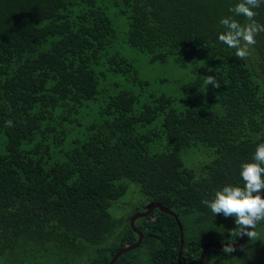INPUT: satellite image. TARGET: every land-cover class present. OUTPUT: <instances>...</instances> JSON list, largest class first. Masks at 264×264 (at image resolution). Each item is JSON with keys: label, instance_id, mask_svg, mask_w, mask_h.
Here are the masks:
<instances>
[{"label": "trees", "instance_id": "trees-1", "mask_svg": "<svg viewBox=\"0 0 264 264\" xmlns=\"http://www.w3.org/2000/svg\"><path fill=\"white\" fill-rule=\"evenodd\" d=\"M238 2L0 0V257L50 243L62 264L83 248L87 264H108L155 202L181 226L180 264L197 263L208 234L187 227L224 216L203 201L243 186L240 166L264 142V32L244 59L218 39ZM254 11L264 24V3ZM132 52L187 69L181 93L150 90ZM134 227L139 246L114 264H176L172 217L153 210ZM237 251L208 249L202 264H249Z\"/></svg>", "mask_w": 264, "mask_h": 264}, {"label": "clouds", "instance_id": "clouds-1", "mask_svg": "<svg viewBox=\"0 0 264 264\" xmlns=\"http://www.w3.org/2000/svg\"><path fill=\"white\" fill-rule=\"evenodd\" d=\"M264 3V0H239L237 4L229 8L233 15L224 17L220 24L225 26V31L218 35V39L229 48L235 49V56L244 59L250 55L251 46L256 44L255 37L264 32V24L256 21L257 9ZM235 16L245 17L247 23L241 24ZM206 85L219 88L220 83L214 75L205 78ZM6 126H12L8 120ZM239 176L243 186L225 185L222 190H217L211 200L205 203L214 214L223 213L225 217H233L235 227L232 235L256 239L258 233L255 228L258 223L264 221V142L259 143L251 158V161L244 162L240 166ZM222 251L231 254L236 251L233 244H227Z\"/></svg>", "mask_w": 264, "mask_h": 264}, {"label": "rangeland", "instance_id": "rangeland-1", "mask_svg": "<svg viewBox=\"0 0 264 264\" xmlns=\"http://www.w3.org/2000/svg\"><path fill=\"white\" fill-rule=\"evenodd\" d=\"M130 56L134 59L135 69L139 76L149 81L150 90H156L159 93L170 94L172 96H178L181 93V86L184 84L187 76V69L179 68L172 63H168L165 66L148 64L143 56L134 52ZM159 80L163 81L159 82ZM261 191L262 195H264V189ZM119 201L129 202L126 197L120 198ZM120 207V210L115 211L114 217L119 218L123 216L125 218L130 212V210L128 211V205ZM108 211L111 213L110 209ZM186 223H188L187 220ZM190 225L191 228L186 227L191 233L197 234L202 231L208 234L209 242L207 243H224L221 241L220 236L234 225V218L223 216L214 220L211 218L206 222H196ZM255 231L258 233V237L256 239L245 237L244 243H241L238 251H236L238 253L250 252L248 256H253L248 258L249 264H264V223L257 225ZM49 244L34 245L28 243L25 246L24 253L0 257V264H62L60 257L63 252H58L53 245V248L57 251L56 254ZM67 256V264H87L91 257V251L83 248L82 251L75 254H67ZM139 256L144 260V254L142 252L139 253ZM203 264H208V261H204Z\"/></svg>", "mask_w": 264, "mask_h": 264}, {"label": "water", "instance_id": "water-1", "mask_svg": "<svg viewBox=\"0 0 264 264\" xmlns=\"http://www.w3.org/2000/svg\"><path fill=\"white\" fill-rule=\"evenodd\" d=\"M153 210H157L162 214H166L170 217L173 218L175 225L177 227L178 230V234H179V245H178V252L176 254V264H180V251H181V245H182V234H181V226L178 223V220L176 218V216L169 211L168 209L160 206L159 204L155 203V202H150L148 204H146L143 207V210L141 212H137L134 213L131 218L128 220V226L129 229L131 230L132 233H134L136 235V240L133 244L126 246L125 248H123L122 250L116 252L112 258L110 259V261L108 262V264H114V262L116 261V259L121 256L124 253H127L129 251H132L134 249H136L140 242H141V233L139 230H137L134 227V222H136L138 219L143 218L145 216H147L149 213H151ZM246 236L244 237H238L237 240L233 244V247L238 248L240 246V244L242 243V241L245 239ZM228 243H206L202 246L198 259H197V263L196 264H202L205 253L208 249H212V250H219L222 251L223 247L225 245H227Z\"/></svg>", "mask_w": 264, "mask_h": 264}]
</instances>
